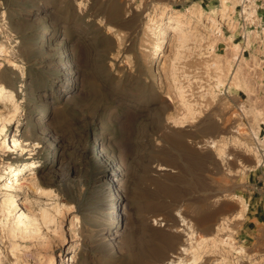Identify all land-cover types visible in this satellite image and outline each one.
I'll list each match as a JSON object with an SVG mask.
<instances>
[{
	"label": "rangeland",
	"instance_id": "obj_1",
	"mask_svg": "<svg viewBox=\"0 0 264 264\" xmlns=\"http://www.w3.org/2000/svg\"><path fill=\"white\" fill-rule=\"evenodd\" d=\"M231 5L0 0V264H264V0Z\"/></svg>",
	"mask_w": 264,
	"mask_h": 264
},
{
	"label": "bare ground",
	"instance_id": "obj_2",
	"mask_svg": "<svg viewBox=\"0 0 264 264\" xmlns=\"http://www.w3.org/2000/svg\"><path fill=\"white\" fill-rule=\"evenodd\" d=\"M226 1L227 0H220V3H221V5L223 6V9H225V7H226ZM238 2H243V0H231V3H232V5H231V7L233 8V6L236 4V3H238ZM247 4H244L243 5V10H244V12L247 14V16H250V15H252V11H254V9L253 8H248V6H246ZM252 5V4H251ZM251 5H249V7H251ZM119 11H120V7H119V5H114L113 6V12L115 13V14H117V13H119ZM254 13V12H253ZM174 23L176 24L175 26H178L179 24L177 23V22H175V21H171L170 23H168V27H173V25H174ZM170 37V35L167 37V39H163L162 41H160L159 43V45H157V50L158 51H161L162 50V47L164 46V45H166V44H168V43H170L171 42V40L172 39H168ZM43 37H41L40 39H42ZM235 45V49H234V53H233V56H232V59L233 60H235V62L236 63H239V62H241V56H240V54H241V46L240 45H238L237 43H235L234 44ZM159 56V53L157 52L156 54H155V59L157 60V57ZM244 81V80H243ZM6 82V81H5ZM245 83H246V81H244ZM4 83V82H3ZM244 83V84H245ZM3 84L2 83H0V95H2V94H4L3 93V86H2ZM245 86H246V89L248 90V92L250 91V88H249V86L247 85V84H245ZM5 91H7V90H5ZM4 91V92H5ZM264 121V113L261 111V110H258V109H256V110H254V112H253V123H254V125L252 126V130H251V134H252V138L254 139V140H256V142L258 143V145H263V141H262V139L260 138V136H259V133H258V130H259V128H260V124L262 123ZM8 141H10V139H8ZM12 144L14 145V146H16V144H15V140H12ZM260 148L258 147V146H253V148H252V151L255 153V157H256V163H259V162H261V161H264V154H262L260 151ZM215 214H216V212L215 211H212V212H210V213H206V214H203V215H201L199 218H198V220L200 221V222H202L203 224H205V223H207L208 221H211L214 217H215ZM237 214V213H236ZM22 216V213H19L18 214V217H21ZM225 240V238H222V241H224ZM169 244V243H168ZM68 258H67V262H68ZM64 262H65V259H64V257H62L61 259H60V261H59V264H64Z\"/></svg>",
	"mask_w": 264,
	"mask_h": 264
},
{
	"label": "crops",
	"instance_id": "obj_3",
	"mask_svg": "<svg viewBox=\"0 0 264 264\" xmlns=\"http://www.w3.org/2000/svg\"><path fill=\"white\" fill-rule=\"evenodd\" d=\"M242 90V89H240ZM264 123H261L259 134H261V131L264 132ZM264 139V137H263ZM249 180L252 181V187H253V194L256 192L259 193V196H251V198L255 199L252 201V204H247L246 214L250 213L251 216H248L249 222H258L263 221L264 219V165H257L253 166V169H251L248 172ZM255 185V186H254ZM250 206V207H249ZM231 205V209H233ZM238 208L236 207L234 210L236 213L238 212Z\"/></svg>",
	"mask_w": 264,
	"mask_h": 264
}]
</instances>
